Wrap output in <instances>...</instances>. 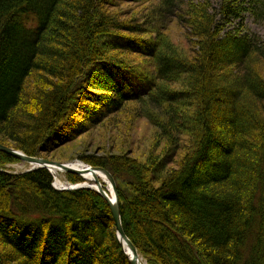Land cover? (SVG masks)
I'll return each instance as SVG.
<instances>
[{
  "label": "trees",
  "instance_id": "1",
  "mask_svg": "<svg viewBox=\"0 0 264 264\" xmlns=\"http://www.w3.org/2000/svg\"><path fill=\"white\" fill-rule=\"evenodd\" d=\"M125 1L149 6L126 20L116 0H0V140L42 157L133 110L164 152L79 156L114 176L146 263L264 264V41L244 33L264 0ZM19 160L0 151V264H131L98 191L7 169Z\"/></svg>",
  "mask_w": 264,
  "mask_h": 264
},
{
  "label": "rangeland",
  "instance_id": "2",
  "mask_svg": "<svg viewBox=\"0 0 264 264\" xmlns=\"http://www.w3.org/2000/svg\"><path fill=\"white\" fill-rule=\"evenodd\" d=\"M220 1L221 0H212V5L214 9H217L219 7ZM116 2L118 6L114 8L117 9L116 11L118 12V15L122 16L126 20H129L130 18H135L136 16L141 15V13L143 14L144 12H146V9L144 8L149 6L148 4L142 5L133 2H126L125 0H116ZM108 8H110V10L113 9L112 7H108ZM236 25L237 22L228 25V28L233 29L237 27ZM164 31L167 34H169V37H171V39L181 48L188 47L189 41L187 36V30L186 28L184 29L183 26L177 22V20L170 21V24L166 27ZM244 33H249L251 36L257 35L260 38H262V40L264 41V17H255L251 14H247L244 22ZM262 66L264 68V65ZM263 73H264V69H263ZM131 111L132 112H120L114 116L113 115L110 116L103 123L101 122L99 125L91 127L89 131L83 133L82 135L77 136L75 139L71 140L70 142L58 146L49 153H43L42 158H47L50 160L63 162L66 164L73 163L75 161H80L83 164H85V166H89L90 164L81 160L79 155L89 156L92 153H96V154L109 153L111 155L119 154V155H128L130 157L137 158L143 162L144 161L146 162V160H148V157L151 156L152 154H160L164 152L163 150L166 147L165 141L159 137L157 128L147 118L134 117V114L136 113L133 110ZM188 140L189 139H185V141ZM0 141H2L0 142L1 144L8 147H12L11 145H14L12 141H9L7 139H1ZM182 154L183 153H179V155L177 156L178 160H180ZM6 167L10 171L16 173L29 172L38 169V168L31 169L32 165L23 160L6 164ZM85 172L87 174H92L88 171H84V173ZM84 173L82 172V176L85 179L82 176L81 177L87 183L94 184L93 186H95V183H97L96 181L97 179L100 180V178H97L93 180L94 183L92 181L89 182L87 178L84 176ZM52 174L54 176L53 186L58 190H65V189H60L56 186L55 174L63 181L67 182L66 188H70L71 187L69 186L70 184L72 185L77 184L71 182L67 177V174H73V173L57 170L55 171V174L54 172ZM83 182H79V183L82 184ZM100 182L103 184V186H105V188L107 187V190L111 191L109 184L105 183L102 180H100ZM91 189L94 188L92 187ZM139 256L141 260L144 262V264H147L140 252H139Z\"/></svg>",
  "mask_w": 264,
  "mask_h": 264
},
{
  "label": "water",
  "instance_id": "3",
  "mask_svg": "<svg viewBox=\"0 0 264 264\" xmlns=\"http://www.w3.org/2000/svg\"><path fill=\"white\" fill-rule=\"evenodd\" d=\"M0 150L3 152H6V153H8V154H10L16 158H19L20 160H23V161L30 163L32 165L31 169H35V168L40 167V168H47L48 170L51 171V168L55 167V168H58L59 170H61L63 172L76 173V174L82 176L81 171L70 166V164H66L63 162H58V161H54V160H50V159L42 158V157L29 156L20 150L5 146L1 143H0ZM35 165H38V166H35ZM86 169H87V171H92L94 173H96L97 171L103 172L104 175L106 176V178L108 179V181L110 182L111 187L113 188V191L115 193L114 198H112L110 196L109 192H107L105 186H103V184L100 182L99 179L96 180L98 185L94 189L97 190L101 195H103L105 197V199L108 201V203L111 207L113 216H114L116 229L118 231V237L120 239V242L123 245L124 249H126V246H127L128 250L130 252H132V257H130L131 263L132 264H138V256H139L138 249L133 244V242L130 240V238L126 235L124 228H123L119 194H118L117 185H116V181L114 179V176L111 174V172L109 170H107L103 167H97V166L89 165V166H87ZM86 184H87L86 182H83L80 185L81 188H84V187L92 188L90 185H86ZM65 189H75V187H73V185H72L70 188H65ZM126 253H127V251H126Z\"/></svg>",
  "mask_w": 264,
  "mask_h": 264
},
{
  "label": "bare ground",
  "instance_id": "4",
  "mask_svg": "<svg viewBox=\"0 0 264 264\" xmlns=\"http://www.w3.org/2000/svg\"><path fill=\"white\" fill-rule=\"evenodd\" d=\"M35 157H37V156H35ZM19 159V158H18ZM68 164H70V166H72V167H74V168H76V169H78V170H80L81 171V174H82V172L84 173V171H87V166H85V164H83L82 162H80V161H75V162H73V163H68ZM35 166H38V165H35ZM86 167V168H85ZM84 168H85V170H84ZM57 170H59L58 168H51V171H52V173L54 172V174H55V171H57ZM61 171V170H60ZM88 172H90V173H92L93 174V176L92 177H89L88 175H87V173L85 172L84 173V176L87 178V180L89 181V182H93V180H95V179H97V178H100V179H102L103 181H105V182H107L108 184H109V186H110V188H111V191L110 190H107V187H106V190H107V192H109V194H110V196L112 197V198H114L115 197V193H114V191H113V188L111 187V184H110V182L108 181V179L106 178V176L104 175V173L103 172H101V171H97L96 173H94V172H92V171H88ZM55 176H56V178L59 180V181H61L62 183H63V185H64V187H58V188H60V189H65L67 186H66V184H67V182H65V181H63L61 178H59L56 174H55ZM56 178H55V181H56ZM84 182H86V181H84ZM87 183V182H86ZM94 183V182H93ZM81 184L78 182L77 184H73V187H75V189H78V188H81V186H80ZM86 185H90V186H92L93 188H95V187H97V185H98V183H95V186H93L94 184H90V183H87ZM69 186H72V184H70ZM88 188V187H87ZM97 191V190H96ZM103 196V195H102ZM104 197V196H103ZM105 198V197H104ZM110 206V205H109ZM111 208V207H110ZM112 211V210H111ZM113 214V213H112ZM114 217V216H113ZM116 225V224H115ZM116 231H117V229H116ZM117 235H118V231H117ZM119 238V237H118ZM120 240V239H119ZM126 251H127V255H128V257H129V259H130V257H132V252H130L129 250H128V248H127V246H126V249H125ZM139 253V252H138ZM141 258H140V256H138V264H144V262L141 260ZM130 261H131V259H130ZM132 264V263H131Z\"/></svg>",
  "mask_w": 264,
  "mask_h": 264
}]
</instances>
